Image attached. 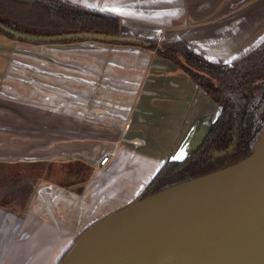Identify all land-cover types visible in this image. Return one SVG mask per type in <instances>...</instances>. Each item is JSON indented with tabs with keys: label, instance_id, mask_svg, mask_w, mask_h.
<instances>
[{
	"label": "crops",
	"instance_id": "crops-1",
	"mask_svg": "<svg viewBox=\"0 0 264 264\" xmlns=\"http://www.w3.org/2000/svg\"><path fill=\"white\" fill-rule=\"evenodd\" d=\"M66 1L120 17L123 33L181 39L221 63L264 39V0ZM84 44L0 34V163L60 164L62 177L75 174L68 183L42 178L23 213L0 205V264H57L86 227L136 199L166 160L195 149L219 113L154 51ZM17 47L44 58L15 59Z\"/></svg>",
	"mask_w": 264,
	"mask_h": 264
},
{
	"label": "water",
	"instance_id": "water-1",
	"mask_svg": "<svg viewBox=\"0 0 264 264\" xmlns=\"http://www.w3.org/2000/svg\"><path fill=\"white\" fill-rule=\"evenodd\" d=\"M0 28L8 31L1 24ZM11 33L16 43L47 44L53 47L79 43H87L84 44L87 46L93 43L119 44L112 43L116 40L114 37L95 34L34 37ZM121 33L146 38L126 34L122 30ZM72 38L80 41L58 42ZM13 53L20 56L15 59L29 56L44 58L23 47H17ZM220 112L219 105L217 118ZM208 132L195 149L182 157L169 160L179 161L193 153ZM23 162L19 160L15 163ZM38 188L39 185L35 192ZM137 197L86 227L57 264H202L201 257L214 250L223 260L232 256L235 264H264V130L254 150L244 160L146 198Z\"/></svg>",
	"mask_w": 264,
	"mask_h": 264
},
{
	"label": "trees",
	"instance_id": "trees-1",
	"mask_svg": "<svg viewBox=\"0 0 264 264\" xmlns=\"http://www.w3.org/2000/svg\"><path fill=\"white\" fill-rule=\"evenodd\" d=\"M120 18L64 0H0V33L34 37L95 34L112 43L142 47L169 59L221 107L201 145L182 160H167L138 199L234 165L247 158L264 130V40L230 64L211 61L183 40L146 39L121 33ZM77 38L58 41L71 43ZM31 163H0V205L23 212L41 174Z\"/></svg>",
	"mask_w": 264,
	"mask_h": 264
},
{
	"label": "bare ground",
	"instance_id": "bare-ground-1",
	"mask_svg": "<svg viewBox=\"0 0 264 264\" xmlns=\"http://www.w3.org/2000/svg\"><path fill=\"white\" fill-rule=\"evenodd\" d=\"M202 264H235L232 256L221 258L217 250L207 252L201 257Z\"/></svg>",
	"mask_w": 264,
	"mask_h": 264
},
{
	"label": "flooded vegetation",
	"instance_id": "flooded-vegetation-1",
	"mask_svg": "<svg viewBox=\"0 0 264 264\" xmlns=\"http://www.w3.org/2000/svg\"><path fill=\"white\" fill-rule=\"evenodd\" d=\"M0 34H1V33H0ZM2 35H3V34H2ZM4 36H5V35H4ZM8 38H9V37H8ZM108 157H109V156H108ZM109 158H110V157H109ZM31 164H32V163H31ZM36 164H38V163H36ZM48 166H50V164H40V165H35V166H34L35 170L41 174V177H40L39 181H40L42 178H46V177H48V178H51L54 182H60V180H59L60 178L57 179L56 177H54V175L51 176L52 173H51V175H49V174L47 173V172H48V171H47ZM85 170H86V169H85ZM88 173H89V169L86 170L85 173H82L81 175H79V177L87 176ZM73 175H75V174H71V175H69V176H67V177H64L63 180H61V181H64V180H70V178H73V177H71V176H73ZM53 177H54V178H53ZM49 180H50V179H49Z\"/></svg>",
	"mask_w": 264,
	"mask_h": 264
},
{
	"label": "rangeland",
	"instance_id": "rangeland-1",
	"mask_svg": "<svg viewBox=\"0 0 264 264\" xmlns=\"http://www.w3.org/2000/svg\"><path fill=\"white\" fill-rule=\"evenodd\" d=\"M38 165H40V164H38ZM47 173L49 174V175H51V173H52V175L51 176H55L57 179H59L60 178V180L61 179H63L64 177H62L63 175H64V173L67 171L66 170V168H64V167H61L60 166V164H50V166H48V169H47ZM68 180H64V182L65 183H68L67 182ZM135 200V199H134ZM133 200V201H134ZM132 202V201H131Z\"/></svg>",
	"mask_w": 264,
	"mask_h": 264
},
{
	"label": "built area",
	"instance_id": "built-area-1",
	"mask_svg": "<svg viewBox=\"0 0 264 264\" xmlns=\"http://www.w3.org/2000/svg\"><path fill=\"white\" fill-rule=\"evenodd\" d=\"M109 161V157L105 156L101 161H100V165L103 166L106 164V162Z\"/></svg>",
	"mask_w": 264,
	"mask_h": 264
},
{
	"label": "snow or ice",
	"instance_id": "snow-or-ice-1",
	"mask_svg": "<svg viewBox=\"0 0 264 264\" xmlns=\"http://www.w3.org/2000/svg\"><path fill=\"white\" fill-rule=\"evenodd\" d=\"M183 156V153H181V157ZM179 158V157H178Z\"/></svg>",
	"mask_w": 264,
	"mask_h": 264
}]
</instances>
